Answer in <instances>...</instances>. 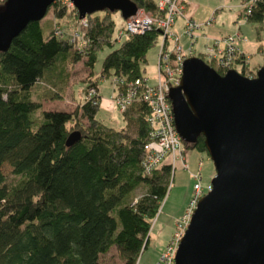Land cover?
I'll return each instance as SVG.
<instances>
[{
	"label": "trees",
	"instance_id": "1",
	"mask_svg": "<svg viewBox=\"0 0 264 264\" xmlns=\"http://www.w3.org/2000/svg\"><path fill=\"white\" fill-rule=\"evenodd\" d=\"M133 1L144 9L154 8V0ZM49 5L54 15L68 11L71 21L77 19L73 6L61 0ZM247 7L245 12L242 5V13L257 22L258 29L264 0H250ZM83 16L85 25L77 39L52 34L51 26L42 33L38 19L28 20L0 51V166L6 162L15 176L5 180L0 168V264H98V253L110 245L121 264H135L147 242L150 218L166 193L173 168L169 161L148 172L141 169L149 131V106L142 99L127 103L120 110L122 125L114 127L95 116L99 95L95 79L88 75L83 79V99L71 110L39 108L40 101L30 97L35 87L53 84L56 66L64 76L67 63L79 59L90 68L103 44L115 46L102 56L99 77L110 76L117 88L113 78L141 76L145 51L159 30L125 32L116 39L118 11L102 9ZM199 55L222 72L212 57ZM233 60L241 71L242 51L237 50ZM88 87L95 93L87 94ZM42 94L58 97L55 90L44 89ZM37 108L35 119L31 113ZM72 129L79 137L65 145ZM185 148L206 153L200 133L192 143L181 140L183 154ZM135 186L143 190L131 201Z\"/></svg>",
	"mask_w": 264,
	"mask_h": 264
},
{
	"label": "water",
	"instance_id": "2",
	"mask_svg": "<svg viewBox=\"0 0 264 264\" xmlns=\"http://www.w3.org/2000/svg\"><path fill=\"white\" fill-rule=\"evenodd\" d=\"M52 0H1L0 51ZM77 17L95 10L133 13V0H70ZM172 122L182 141L197 134L213 167L179 237L172 264H264V62L253 75L228 67L218 72L201 57L181 61L169 87ZM79 137L67 132L64 144Z\"/></svg>",
	"mask_w": 264,
	"mask_h": 264
},
{
	"label": "rangeland",
	"instance_id": "3",
	"mask_svg": "<svg viewBox=\"0 0 264 264\" xmlns=\"http://www.w3.org/2000/svg\"><path fill=\"white\" fill-rule=\"evenodd\" d=\"M245 1L248 0H184L185 6L183 8V14L201 23L200 27L196 29L197 34L200 35L196 36L192 42L191 54L200 56L199 53H202V57L204 58L206 54L203 43H211L209 37L237 32L241 37V39L237 41V46L239 49L243 50L245 55L240 72L246 75H253L255 68L264 62V10L262 21L257 29V22L247 20L242 14V5ZM61 2H63V0H61ZM70 14L71 13L68 11H65L61 16H56L52 12L51 6L48 5L43 15L38 19L41 24L42 33H46L50 26L52 30L56 26L58 29L60 27L62 33L67 35V33L75 29L77 20L71 21L70 16H68ZM110 16H113L112 13ZM115 18L116 15H114V19ZM205 19L209 20L208 23H203ZM182 20L183 18L181 15H176L173 19V23L169 26V30L177 34L182 51L188 52L187 44L190 40L182 34ZM114 33L115 29L113 35ZM206 33L213 35H207ZM201 34H204L206 38H202ZM56 35H59V31ZM158 43L159 34L156 41L146 49L145 61L140 64V67H142L141 76H145L148 83H153L155 80V62ZM219 43H221V41H219ZM113 46H115V43L112 45L103 44L96 49L95 58L90 68L79 59L76 62L67 63L66 68H64L66 72L64 76L63 72L59 74V66H56L54 75L51 77L53 84L48 83L47 86L42 84V87H35L36 89L31 91L30 97L40 101L39 108L71 110L83 99V79L88 75L90 78L95 79L97 93L99 95L95 116L105 123H108L109 120L113 121L112 126L114 127L121 126L122 120L120 111L110 99V95L115 93V89L110 81L111 77H99L98 75L102 56ZM168 46L169 42L167 43V47ZM214 62L218 65L215 60ZM233 65L236 70H240L239 63H233ZM44 89L49 91L55 90L58 93V97H45V95L42 94ZM39 108L34 109L31 113V116L35 119L39 116ZM184 150L188 151V148ZM202 153L206 155L207 161L211 164L207 154L203 151ZM0 168L5 180L11 181L15 178L14 174L10 171V166L6 162H3ZM202 173L203 172L200 170L201 180L204 181L205 179ZM191 182L192 180H190L187 171L174 164L166 193L160 201L157 211L150 218L146 245L138 253L135 264H151L156 257L157 252L164 244L163 240H165V234L173 227L171 226L173 217L178 216L184 208L187 201L186 199H188L190 194ZM142 190V187L135 186L132 191H130V200L133 201ZM97 261L98 264H121L122 259L119 257L114 245H110L105 252L98 253Z\"/></svg>",
	"mask_w": 264,
	"mask_h": 264
},
{
	"label": "built area",
	"instance_id": "4",
	"mask_svg": "<svg viewBox=\"0 0 264 264\" xmlns=\"http://www.w3.org/2000/svg\"><path fill=\"white\" fill-rule=\"evenodd\" d=\"M68 6H73L70 0H63ZM250 0L245 1V12L248 11ZM184 0H154L153 9H144L136 6L133 13L121 18L120 26H116L114 37L117 39L125 32H141L155 27L159 30V45L156 52L155 80L148 83L145 76L134 77L123 81L121 78H113L117 83L115 93L110 95L111 101L120 111L133 99H142L148 106L149 111L146 115V122L149 126L148 139L144 142V155L140 160L141 169L148 172L162 161H169L171 166L179 163L181 167H186V163L181 151V138L176 132L170 109L167 91L170 86L178 82L181 73V61L186 55L191 54V45L197 34L196 29L201 25L200 22L193 20L192 17L183 14ZM181 15L182 34L189 38L187 51H182L178 41V36L174 31L169 30L176 15ZM243 14V13H242ZM205 19L203 23H208ZM85 25L84 16L77 17L75 29L67 33L70 40L81 37L82 27ZM62 33L61 28L55 26L53 34ZM202 37L206 38L204 34ZM211 43L204 42L206 57H212L222 71L232 67L233 57L238 49L237 41L241 39L237 32L213 35L209 37ZM221 41V43H219ZM169 46L167 47V43ZM121 84L123 85L121 87ZM93 87L87 88V94H94ZM199 163V161H197ZM193 178L191 192L185 203L183 212L173 221L172 231L160 250L154 264H172L173 253L179 237L188 221L189 214L195 206L197 198L211 187L210 180H201L200 173H191Z\"/></svg>",
	"mask_w": 264,
	"mask_h": 264
},
{
	"label": "crops",
	"instance_id": "5",
	"mask_svg": "<svg viewBox=\"0 0 264 264\" xmlns=\"http://www.w3.org/2000/svg\"><path fill=\"white\" fill-rule=\"evenodd\" d=\"M185 6V5H184ZM210 33V32H209ZM207 35H213V34H208L206 33ZM215 34V33H214ZM202 37V36H201ZM203 38V37H202ZM240 51H242V53L244 54L243 50L239 49ZM244 58H245V55H244ZM103 121V120H102ZM104 122V121H103ZM105 123V122H104ZM113 121H108V123L106 124H109V125H113L112 124ZM184 161L186 163V167L183 168L187 171L188 175L190 176V180L193 181V178L191 176V173L195 172V171H198L200 172V170L203 172L202 175L204 176V179L205 180H208L210 179L211 175L213 174V167H212V164H210L208 161H207V157L206 155H204L202 153V151H197L195 149H188V151H184ZM199 161V163L197 162ZM176 166L177 167H180L179 163H176ZM201 176V175H200ZM202 178V177H201ZM192 183V182H191ZM187 200V199H186ZM185 206V205H184ZM182 212V210H181ZM178 215V214H177ZM177 217V216H176ZM176 217H173L172 221H171V226H173V220L176 218ZM173 228V227H172ZM172 228L169 229V232H167V234H165L164 238L165 240H163L164 244L170 234V232L172 231ZM171 230V231H170ZM163 244V245H164ZM162 245V247H163ZM162 249V248H161ZM160 249V250H161ZM160 250L157 252V255L158 253L160 252ZM157 255L156 257L153 259V261L151 262V264H154L156 258H157Z\"/></svg>",
	"mask_w": 264,
	"mask_h": 264
}]
</instances>
